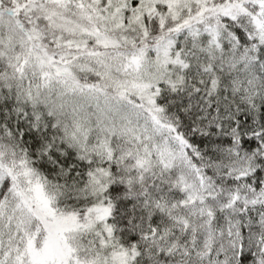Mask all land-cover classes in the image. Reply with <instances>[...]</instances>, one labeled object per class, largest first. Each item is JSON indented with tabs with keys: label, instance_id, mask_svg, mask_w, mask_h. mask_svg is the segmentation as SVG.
Segmentation results:
<instances>
[{
	"label": "snow or ice",
	"instance_id": "snow-or-ice-1",
	"mask_svg": "<svg viewBox=\"0 0 264 264\" xmlns=\"http://www.w3.org/2000/svg\"><path fill=\"white\" fill-rule=\"evenodd\" d=\"M0 264H264V0H0Z\"/></svg>",
	"mask_w": 264,
	"mask_h": 264
}]
</instances>
